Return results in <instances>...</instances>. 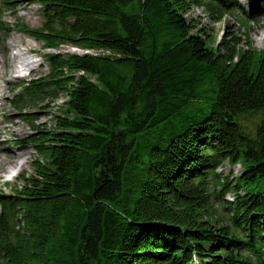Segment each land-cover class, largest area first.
<instances>
[{
	"label": "trees",
	"instance_id": "trees-1",
	"mask_svg": "<svg viewBox=\"0 0 264 264\" xmlns=\"http://www.w3.org/2000/svg\"><path fill=\"white\" fill-rule=\"evenodd\" d=\"M29 1L43 22L22 30L45 48L115 55L47 52L48 73L20 84L13 107L35 157L0 189V264H193L194 251L200 264H252L243 249L264 264V50L185 16L239 3ZM43 94L66 97L52 126L24 111ZM226 160L244 173L221 177ZM227 193L223 224L210 197Z\"/></svg>",
	"mask_w": 264,
	"mask_h": 264
},
{
	"label": "rangeland",
	"instance_id": "rangeland-1",
	"mask_svg": "<svg viewBox=\"0 0 264 264\" xmlns=\"http://www.w3.org/2000/svg\"><path fill=\"white\" fill-rule=\"evenodd\" d=\"M247 4V3H246ZM245 7H247V5ZM9 8L2 9V22L3 25L0 28V44L5 46V52L0 49V53H3V57L9 58L8 54L11 51L20 52V61H27L26 69L20 72L21 67L17 68V72H10L8 69L7 77L12 79L7 83L3 82L4 86H1L0 91V160L5 162L0 164V186L3 182L15 183L17 176L14 179H10L5 176L6 167L9 163L6 159H10L8 156L11 151H20L26 158L24 165L18 171V174L22 171L31 172L30 162L35 157L33 146L30 142L24 141L26 135L31 132L30 124L24 120V118L18 116L19 111L13 110L10 104L11 89L15 88L20 81H29L36 77H42L48 72V67L44 53L47 51H53L44 49L42 42L34 40L26 33L19 32L17 29H11L8 26H13L15 23H24L30 28L38 27L43 22L41 15V6L37 3H31L29 0H20L7 5ZM187 18H194L199 21L207 30L209 34L216 37L220 41L225 34L232 33L235 36L245 40L244 35L246 32L250 33L248 41L251 42L257 50H264V43L257 41V35L264 30V18L263 16H256L253 20L248 22L247 28L243 27L238 22L236 15L229 7H225L222 13L207 12L203 6H193L185 15ZM248 29V30H247ZM247 30V31H246ZM244 34V35H243ZM15 38L11 50L8 51V46H11V39ZM27 45L33 48V52L27 51ZM76 46L71 44H63L59 47L61 54L74 53L73 50ZM33 69V71L31 70ZM17 91L19 89H16ZM16 91H14L15 93ZM41 101L37 102L35 106L27 108L28 111L34 112L32 117H35L33 124L36 126L46 124L47 126L53 125V120L56 115H60L63 111L62 103L66 100L63 94L55 101L48 98L46 94L40 96ZM26 111V109H24ZM243 124L247 125L248 129L254 131L255 123L253 119L243 121ZM13 159H11L12 161ZM239 163L231 165L229 162H224L219 168L220 174L233 178L235 173H238L241 169ZM238 169V170H237ZM229 174V175H226ZM4 180V181H3ZM1 188L8 192L9 189ZM209 191L212 192L214 186L209 184ZM231 197V193L226 195ZM229 199V198H227ZM225 199L211 197V203L213 204V214L219 217L223 224H229L228 214L223 208L222 204ZM230 200V199H229Z\"/></svg>",
	"mask_w": 264,
	"mask_h": 264
},
{
	"label": "bare ground",
	"instance_id": "bare-ground-1",
	"mask_svg": "<svg viewBox=\"0 0 264 264\" xmlns=\"http://www.w3.org/2000/svg\"><path fill=\"white\" fill-rule=\"evenodd\" d=\"M0 17L2 18V9L0 10ZM256 39H257V41L259 43H264V30L257 35ZM14 40H15V38L11 39V42H10L11 46H8V51L11 50L12 46L14 45L13 44ZM27 48H28L27 51H29V53L33 52V48L31 46L29 47V45H27ZM254 48H255V46L252 44V49L254 50ZM3 49H4V51L6 50L5 46L3 47ZM8 57L9 58H5V57L1 58L0 57V77L2 75H4L5 78L8 81H10L12 78L11 77H9V78L7 77L6 69H8L10 72H14V73L16 72L17 73V68L18 67H21V69H20V72H21L23 69H26L28 64H27V61H24V62L20 61V52L11 51V52H9ZM31 70L33 71V69H31ZM30 112H32V111H30ZM30 127H31V124H30ZM244 128H245L246 132H249V129H248L247 125L244 124ZM8 157L10 159L7 158L6 161L9 163V166L6 167L5 176L9 177L10 179H14L18 175V171L20 170V168L24 165L26 158L24 157L23 153H21L19 150L18 151H15V150L11 151ZM11 159H13V160L11 161ZM3 162H5V160H0V164L3 163ZM224 162H222L220 164V166ZM226 162H229V161L226 160ZM237 163H239V162H237ZM235 164H231V165H235ZM239 165H241V164L239 163ZM218 168L216 169L217 172H219ZM238 169H241V170L238 173H235L233 178L239 177V176H241L244 173L242 171L243 170L242 168H238ZM226 175H229V174H226ZM221 177H225V175L221 174ZM214 181H215L214 179L213 180H211V178L209 179V182L212 183L213 185H214ZM5 184H6V182H3L1 184V186H5ZM213 193H215V192H213ZM6 194H10V192H6ZM230 200L232 201V199H230ZM196 253H197L196 251L193 252V254H196Z\"/></svg>",
	"mask_w": 264,
	"mask_h": 264
}]
</instances>
